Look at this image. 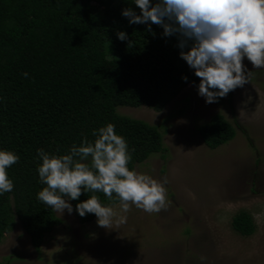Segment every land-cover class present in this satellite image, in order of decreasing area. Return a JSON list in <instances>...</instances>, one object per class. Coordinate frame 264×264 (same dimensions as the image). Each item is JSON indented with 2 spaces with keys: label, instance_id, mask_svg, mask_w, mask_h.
Segmentation results:
<instances>
[{
  "label": "trees",
  "instance_id": "obj_1",
  "mask_svg": "<svg viewBox=\"0 0 264 264\" xmlns=\"http://www.w3.org/2000/svg\"><path fill=\"white\" fill-rule=\"evenodd\" d=\"M127 7L140 12L131 0H0V148L19 156L8 169L14 189L0 195V243L19 219L40 251L62 223L37 198L46 187L39 181L38 149L67 154L73 144L85 138L93 142L94 130L112 124L128 143L130 168L155 154L166 157L160 128L122 115L118 107L161 111L185 87L198 89L200 78L180 57L176 35L165 37L155 24L151 30L147 24H129L122 15ZM119 31L129 39L119 40ZM199 131L211 148L236 136L220 113ZM89 195L108 206L119 203L115 194L109 200L101 192L82 193L72 200L74 211ZM75 213L83 223L96 219ZM232 225L245 236L256 230L247 210L239 211Z\"/></svg>",
  "mask_w": 264,
  "mask_h": 264
},
{
  "label": "rangeland",
  "instance_id": "obj_2",
  "mask_svg": "<svg viewBox=\"0 0 264 264\" xmlns=\"http://www.w3.org/2000/svg\"><path fill=\"white\" fill-rule=\"evenodd\" d=\"M243 64L250 81L223 100L206 103L189 85L161 111L118 107L164 134L166 157L155 154L135 169L167 180L166 210L149 214L133 205L126 223L109 229L97 217L83 223L75 211H56L62 223L40 251L17 219L0 243V264H264V68L247 58ZM218 113L236 136L211 148L199 127ZM111 207L119 212V203ZM241 210L254 218L250 236L233 228Z\"/></svg>",
  "mask_w": 264,
  "mask_h": 264
},
{
  "label": "clouds",
  "instance_id": "obj_3",
  "mask_svg": "<svg viewBox=\"0 0 264 264\" xmlns=\"http://www.w3.org/2000/svg\"><path fill=\"white\" fill-rule=\"evenodd\" d=\"M140 10L127 7L122 15L129 24H155L163 35H176L180 57L200 78L198 95L206 103L217 102L237 87H243L251 71H245L247 58L255 69L264 68V0H131ZM121 41L129 39L119 31ZM187 49V50H186ZM28 73H23L25 78ZM187 81V77H184ZM96 139L73 144L67 154H49L38 149L39 181L46 185L37 193L39 201L54 211L71 214V200L82 193H103L118 200L119 212L101 202L97 195L76 204L84 217L94 214L100 227L111 228L127 221L134 205L146 213H159L168 207L167 180H158L130 168L132 159L126 139L108 124L93 131ZM18 154L0 148V195L12 192L14 182L8 169Z\"/></svg>",
  "mask_w": 264,
  "mask_h": 264
}]
</instances>
